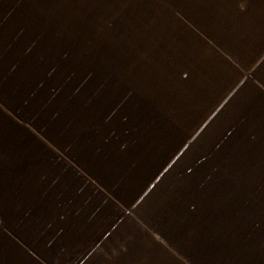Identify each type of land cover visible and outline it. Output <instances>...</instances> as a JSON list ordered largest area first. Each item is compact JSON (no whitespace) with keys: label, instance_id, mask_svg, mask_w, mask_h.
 <instances>
[{"label":"crops","instance_id":"crops-1","mask_svg":"<svg viewBox=\"0 0 264 264\" xmlns=\"http://www.w3.org/2000/svg\"><path fill=\"white\" fill-rule=\"evenodd\" d=\"M0 264H264V0H0Z\"/></svg>","mask_w":264,"mask_h":264}]
</instances>
